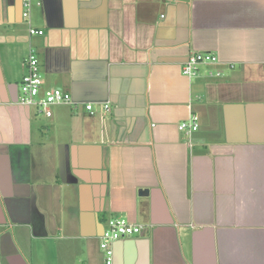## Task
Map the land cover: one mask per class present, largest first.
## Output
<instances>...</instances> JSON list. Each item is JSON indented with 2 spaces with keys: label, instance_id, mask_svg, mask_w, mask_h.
Wrapping results in <instances>:
<instances>
[{
  "label": "crops",
  "instance_id": "0c3cea01",
  "mask_svg": "<svg viewBox=\"0 0 264 264\" xmlns=\"http://www.w3.org/2000/svg\"><path fill=\"white\" fill-rule=\"evenodd\" d=\"M23 13L0 0V264H105L112 218L143 227L111 245L112 264H264V0ZM29 49L41 90L73 101L49 118L16 103ZM195 52L217 62L189 78Z\"/></svg>",
  "mask_w": 264,
  "mask_h": 264
},
{
  "label": "built area",
  "instance_id": "2783aa9c",
  "mask_svg": "<svg viewBox=\"0 0 264 264\" xmlns=\"http://www.w3.org/2000/svg\"><path fill=\"white\" fill-rule=\"evenodd\" d=\"M24 13L23 16L28 17L30 9V0H23ZM30 35H42V31L29 29ZM217 62V57L212 53L195 52L191 54L188 60L182 65V74L186 77H195L201 65L212 64ZM24 66L26 74L23 76L20 84V95L17 104L20 106L37 107L46 117H51V107L60 104H72L70 94L59 89H49L42 91L43 79L41 76L40 65L36 53L33 49H29L25 58ZM211 74V73H210ZM218 75V74H217ZM91 105H87L86 109L91 110ZM108 106L104 105V110ZM199 128V118L192 115L187 121L182 122L178 126L180 132L191 135L192 132ZM143 227L129 223L122 218H112L108 220L107 226L100 238L99 248L105 257V264H112L113 250L111 245L124 237L140 235Z\"/></svg>",
  "mask_w": 264,
  "mask_h": 264
},
{
  "label": "water",
  "instance_id": "95a60500",
  "mask_svg": "<svg viewBox=\"0 0 264 264\" xmlns=\"http://www.w3.org/2000/svg\"><path fill=\"white\" fill-rule=\"evenodd\" d=\"M63 167V161L62 160H60V168H62ZM147 192H146V190H140L139 191V195H142V194H146Z\"/></svg>",
  "mask_w": 264,
  "mask_h": 264
},
{
  "label": "rangeland",
  "instance_id": "374dc122",
  "mask_svg": "<svg viewBox=\"0 0 264 264\" xmlns=\"http://www.w3.org/2000/svg\"><path fill=\"white\" fill-rule=\"evenodd\" d=\"M41 76L45 77V76L43 75V73L41 74ZM19 88H20V86H19ZM29 108H31V107H29Z\"/></svg>",
  "mask_w": 264,
  "mask_h": 264
}]
</instances>
